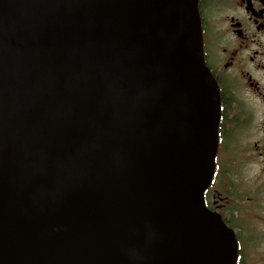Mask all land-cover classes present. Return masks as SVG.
I'll return each mask as SVG.
<instances>
[{
    "label": "water",
    "instance_id": "95a60500",
    "mask_svg": "<svg viewBox=\"0 0 264 264\" xmlns=\"http://www.w3.org/2000/svg\"><path fill=\"white\" fill-rule=\"evenodd\" d=\"M218 120L197 0H0V264H234Z\"/></svg>",
    "mask_w": 264,
    "mask_h": 264
},
{
    "label": "flooded vegetation",
    "instance_id": "af4514ba",
    "mask_svg": "<svg viewBox=\"0 0 264 264\" xmlns=\"http://www.w3.org/2000/svg\"><path fill=\"white\" fill-rule=\"evenodd\" d=\"M197 11L219 96L204 206L232 233L234 264H264V0H197Z\"/></svg>",
    "mask_w": 264,
    "mask_h": 264
}]
</instances>
